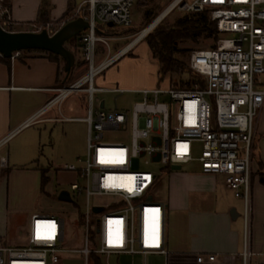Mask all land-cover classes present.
I'll list each match as a JSON object with an SVG mask.
<instances>
[{"label":"built area","instance_id":"obj_1","mask_svg":"<svg viewBox=\"0 0 264 264\" xmlns=\"http://www.w3.org/2000/svg\"><path fill=\"white\" fill-rule=\"evenodd\" d=\"M133 5L134 0H86L78 6L74 18L82 16L90 23L78 35L87 71L57 88L55 96L20 127L35 123L43 110L73 93L87 96V115L71 118L87 123L85 165L55 169L73 172L77 180L70 184L71 201L67 202L79 212L76 224L82 230L84 247L74 251L83 254L85 264H90L92 255H104L103 264H110L112 255L156 254L165 256L168 264L166 204L154 195L156 181L166 167L171 171L173 165L182 168L198 161L203 173L224 175L225 185L244 201L242 256L243 264H248L253 144L264 109V0H172L165 8L166 16L175 9L210 10L219 33L216 45L191 51L188 65L193 75L183 84L139 90L143 98L130 110H105L104 100L96 108L95 94L103 89L95 86V77L135 44L112 54L109 37L97 33L98 23L131 27ZM13 24L9 7L0 0V26L10 31ZM54 24L30 25L53 35ZM141 32L133 41L148 34ZM100 44L107 47V55L97 61ZM108 90L127 92L120 87ZM162 93L170 101L160 100ZM115 134L123 136L115 138ZM0 162L6 165V157ZM149 166L158 169H147ZM80 197L86 198L84 213L78 204ZM64 241V217L36 214L25 244L11 246L0 237V264H62ZM215 257L209 255L208 260ZM196 261L201 263L204 257L198 255Z\"/></svg>","mask_w":264,"mask_h":264},{"label":"rangeland","instance_id":"obj_2","mask_svg":"<svg viewBox=\"0 0 264 264\" xmlns=\"http://www.w3.org/2000/svg\"><path fill=\"white\" fill-rule=\"evenodd\" d=\"M171 1L134 0L132 7L133 25L131 26L133 30L125 33V35H131V37L133 36L135 38L136 34L148 26ZM5 2L6 0H4ZM204 12L210 15V10L207 9ZM186 13L184 10L175 9L163 18L164 20L160 25H172L176 19L184 16ZM35 23L40 25L44 22L36 21ZM62 24L55 23L51 34H54L60 29L64 25ZM98 26L99 31L97 33L105 34L111 31L119 36L130 29L129 27L120 25L108 26L101 23H98ZM25 28L26 31L40 32L32 25H27ZM213 43L214 40L212 38H201L197 42L181 41L179 42V47L194 50L210 47ZM125 44V40L120 43H115L114 40H110L111 53H115ZM146 45V43H137L130 49L124 59L129 61L130 59L147 55L145 50ZM105 51L107 53L106 46ZM180 56L187 63L186 69L184 72L174 75L172 80H170L169 76L161 78L158 74L155 75L156 67L149 70L145 62H143L144 64L142 63V66L138 67H123V60H119L95 77V86L103 89L95 94V107L100 108V103L104 100L105 110H130L134 102L143 98L142 93L127 89V92L117 94L108 90L112 87H125V82L143 85L146 82H152L153 88L163 89L172 87L173 84H183L192 75L188 67L190 52L180 53ZM76 58L79 62L78 53L76 54ZM86 71L87 67L85 64H77L72 71L71 80L67 85L78 79ZM149 98L153 99V95H150ZM159 99L162 101H170V96L162 93L159 95ZM63 107H65L64 114L68 117H85L87 115L86 94L73 93L69 95L63 103ZM32 129L26 130L14 142L3 149V154H6L10 148V165L8 168H1L0 171V237L6 244L11 246L25 244L29 238L32 217L37 214L30 210L33 207H39L45 204L43 202V196L47 190H50L51 196L48 195L50 199V211L48 213L60 214L65 219L64 251L60 253L62 264H85L83 254L79 251H74L84 247L82 230L76 224L79 212L75 205L59 199L60 192L69 191L70 184L77 180L73 172L56 171L55 169L58 166L63 167L68 164H74L77 167H83L85 165L87 157V123L77 119L69 121L66 125L52 124L46 130L42 128L39 131L40 133H34ZM263 131L264 109H262L259 115L258 134L253 144L254 160H257L259 157V151H264V135L259 133ZM114 136H116L115 138H121L123 135L115 134ZM20 140H22L20 143L22 148L14 146V143H18ZM198 153L199 150H196V154ZM42 167L50 168L48 174L49 181L45 187L42 186L41 182L40 168ZM147 169L156 170L158 168L149 166ZM258 173H260V169ZM217 175H219L216 178L217 182L223 184L224 175ZM212 183L213 177L206 176L202 172L201 164L198 161L186 163L180 170L169 171V168L166 167L159 175L156 181L154 195L164 203L170 202L171 204L167 224L168 250L170 252L168 258L170 264L172 256L182 252L183 248L191 243L190 222L193 213L204 212L208 214L215 210L216 195L225 202H231L234 204V207L236 206L243 213L244 207L240 198L233 196L225 188V192L220 187L217 192L211 191L209 186ZM78 204L81 207V212L84 213L87 210L86 198L80 197ZM262 216L264 217V209H262ZM205 218L210 220L209 217ZM100 257L106 263L107 257L104 255ZM165 260V256L157 254L146 257L142 255L119 257L112 255L108 258L110 264H165Z\"/></svg>","mask_w":264,"mask_h":264},{"label":"crops","instance_id":"obj_3","mask_svg":"<svg viewBox=\"0 0 264 264\" xmlns=\"http://www.w3.org/2000/svg\"><path fill=\"white\" fill-rule=\"evenodd\" d=\"M84 1L86 0H6V5L10 9L14 21L10 31H26L25 27L27 25L36 21H41L39 20L40 11L46 5L48 6V11L45 18L56 24H64L66 21L74 18L75 11ZM104 35L109 37L108 43L110 40H114L115 43H120L125 40L126 44L121 48L132 43L134 38L133 36L131 37V35ZM137 43L147 44L144 39L135 42L134 45ZM132 47H130V49ZM145 48L147 55H142L136 59L126 61L124 57L130 51L129 49L116 62L123 60V67H138L142 66L144 64L143 62H145L149 70L156 67L154 72L156 75L159 70V62L153 57L149 46L146 45ZM106 55L105 46L100 44L97 61L102 60ZM1 57L0 55V159L6 157L7 163L6 165H2L0 162V171L1 168H8L10 165V148L6 154H3V149L14 142L18 136L23 134L26 130L33 128L32 130L34 133H40L39 131L42 128L46 130L48 126L55 123L66 125L69 121L73 120L71 118H75L68 117L64 114L65 107H63V103L67 100V96L61 102L43 110L35 123L20 128L26 120L35 115L55 96L57 88L67 85L69 76L67 77L64 75L65 62L62 57L49 55L43 51H21L19 55L9 58L10 61L8 62ZM79 61H83L81 54H79ZM122 88L132 89L134 92H138L142 89H153V83L146 82L143 85L125 82V87ZM258 126L259 120L257 123V134ZM259 133L264 135V131ZM21 142L22 140L18 143L15 142L14 146L22 148V146H20ZM260 163L264 170L263 150L259 151V157L253 162L254 172L251 183V211L248 227V243L250 250L248 264H264V217L262 216V209H264V184L261 183L259 179L258 170L260 168ZM41 169H46L47 174H49V167L40 168V173ZM204 174L213 177V183L209 186L211 191L217 192L220 187L224 192L225 190H229L233 196H235L233 190L229 189L224 183H221V185L217 182L216 178L219 175ZM48 195L51 196L50 190H47L43 196V202L45 204L39 207H33L30 211L37 214H50L48 213L50 211V199ZM216 197L215 210L211 213H193L190 222L191 243L183 248L182 252L172 256L171 264H243L242 254L244 252L246 231L244 201L240 198L244 207L242 213V211L236 208V206L234 207V204L231 202H225L219 199L218 195H216ZM165 204L166 245L168 249L167 224L171 204L170 202ZM205 217H209L210 220H207ZM198 255L204 257L203 262L199 263L196 261ZM209 255H215L216 257L213 261H209ZM168 257V264H170Z\"/></svg>","mask_w":264,"mask_h":264},{"label":"trees","instance_id":"obj_4","mask_svg":"<svg viewBox=\"0 0 264 264\" xmlns=\"http://www.w3.org/2000/svg\"><path fill=\"white\" fill-rule=\"evenodd\" d=\"M47 11L48 6L46 5L40 11L39 20L43 22L48 21V19L45 18ZM204 11L205 10L187 12L184 16L176 19L172 25H160L164 20L162 19V21L143 38L147 42V45L149 46L153 57L159 62L158 75L161 76V78L169 76L170 80H172L174 75H177L180 72H184V70L186 69L187 63L182 59L180 53H191L193 49L181 48L179 47V42H197L201 38H212L214 40L212 46L216 45V40L219 37L217 23L214 19H212L211 12L210 15H207ZM129 28L130 29L124 32L123 35L133 30L131 29V27ZM105 34L109 36H119L118 34H115L111 31L106 32ZM123 35L120 34V36ZM67 44L69 45L67 46ZM65 45L74 53V56H76L77 53L82 55L78 36L68 40ZM48 54L55 55L52 53ZM1 58L7 62L10 61L9 58H5L3 56ZM77 64H84V61L78 62L75 58V65L73 66L71 73L67 79L68 82L71 80L72 71ZM189 70L193 75V71L190 69V67ZM64 75H66L65 70ZM259 169V179L260 182L264 184V170L261 163ZM48 181L49 176L47 174V170L41 169L42 186L45 187ZM90 264H103V260L98 255H92L90 258Z\"/></svg>","mask_w":264,"mask_h":264},{"label":"water","instance_id":"obj_5","mask_svg":"<svg viewBox=\"0 0 264 264\" xmlns=\"http://www.w3.org/2000/svg\"><path fill=\"white\" fill-rule=\"evenodd\" d=\"M109 26H113L112 23H110ZM89 27L90 23L82 16L67 21L53 35H50L46 30H42L41 32H16L5 30L0 26V54L5 58H11L14 52L36 50L58 55L65 61L64 70L68 77L75 65V56L74 53L66 47L65 43L78 36ZM135 42L136 40L132 43ZM171 168L172 170H180L181 166L173 165ZM59 199L71 201L67 191H62L59 195ZM96 210L99 211L100 209Z\"/></svg>","mask_w":264,"mask_h":264},{"label":"bare ground","instance_id":"obj_6","mask_svg":"<svg viewBox=\"0 0 264 264\" xmlns=\"http://www.w3.org/2000/svg\"><path fill=\"white\" fill-rule=\"evenodd\" d=\"M168 9L163 10L148 26L144 27L142 29V32L140 35L147 34L153 29L158 23L162 21V19L166 16V12ZM130 44V43H129Z\"/></svg>","mask_w":264,"mask_h":264}]
</instances>
